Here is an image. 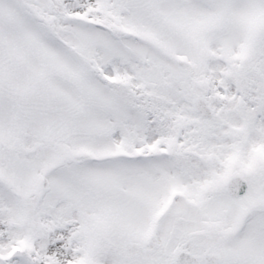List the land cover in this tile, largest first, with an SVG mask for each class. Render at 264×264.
Returning a JSON list of instances; mask_svg holds the SVG:
<instances>
[{"label":"snow or ice","instance_id":"obj_1","mask_svg":"<svg viewBox=\"0 0 264 264\" xmlns=\"http://www.w3.org/2000/svg\"><path fill=\"white\" fill-rule=\"evenodd\" d=\"M0 264H264V0H0Z\"/></svg>","mask_w":264,"mask_h":264}]
</instances>
